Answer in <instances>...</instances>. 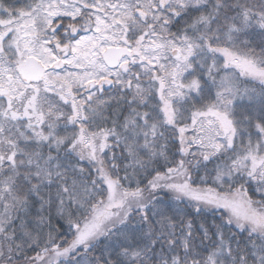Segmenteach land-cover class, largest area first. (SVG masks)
<instances>
[{"label": "snow or ice", "instance_id": "snow-or-ice-1", "mask_svg": "<svg viewBox=\"0 0 264 264\" xmlns=\"http://www.w3.org/2000/svg\"><path fill=\"white\" fill-rule=\"evenodd\" d=\"M0 264H264V0H0Z\"/></svg>", "mask_w": 264, "mask_h": 264}]
</instances>
